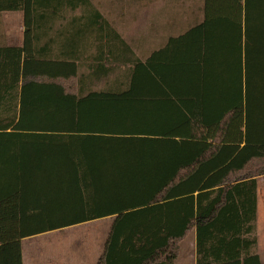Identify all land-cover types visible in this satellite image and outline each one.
<instances>
[{"label":"trees","instance_id":"16d2710c","mask_svg":"<svg viewBox=\"0 0 264 264\" xmlns=\"http://www.w3.org/2000/svg\"><path fill=\"white\" fill-rule=\"evenodd\" d=\"M75 1L0 0L24 15L23 45L0 46V264H23L26 237L109 215L97 264H173L192 230L196 264H263L264 0H201L193 25L86 94L30 42Z\"/></svg>","mask_w":264,"mask_h":264},{"label":"crops","instance_id":"0c3cea01","mask_svg":"<svg viewBox=\"0 0 264 264\" xmlns=\"http://www.w3.org/2000/svg\"><path fill=\"white\" fill-rule=\"evenodd\" d=\"M125 1V0H124ZM131 6L140 7L148 0H127ZM183 0H181V3ZM76 4H63L51 9H62L47 18L39 19L35 22L38 36L30 42L35 46L40 56L51 60H63L75 65V75L79 79V89L82 94L89 91H99L107 89L109 83L121 74L124 66V55L132 54L133 58L144 60L152 51L163 47L169 37L159 47L151 50L148 54L141 56L142 44L136 39V49L131 48L119 31L122 24L121 15H115V19H109V13L116 9L118 1L114 0H78ZM121 3V1H119ZM123 4H127L124 2ZM37 9H49L45 6ZM192 12V10H191ZM123 13V12H122ZM111 15V14H110ZM3 23L0 24V46L17 47L24 42V15L22 11L0 12ZM194 18V17H192ZM13 19L14 22L10 21ZM183 19V12H181ZM183 23V20L181 21ZM115 30L121 36V40L130 47V52L124 49V45L115 38L108 37V27ZM181 30L182 28L178 26ZM12 32L14 36L12 37ZM183 33V30L174 35ZM171 37V36H170ZM37 47V48H36ZM119 65L120 67H117ZM110 67V70H109ZM113 69V70H112ZM258 178L257 188V210L255 218L256 245L254 252L264 261V191L260 188ZM114 216H104L82 223H98L102 227L100 234L93 233L91 240L83 241L86 249L81 255L70 260L66 264H97L104 251V244L107 240L111 223ZM58 230V229H57ZM54 231V230H53ZM27 238V237H26ZM23 240V239H22ZM22 242V241H21ZM184 242V243H183ZM183 244V245H182ZM23 257V254H22ZM23 261V260H22ZM173 264H196L195 231H190L186 237L180 241L178 255ZM264 264V263H263Z\"/></svg>","mask_w":264,"mask_h":264},{"label":"rangeland","instance_id":"374dc122","mask_svg":"<svg viewBox=\"0 0 264 264\" xmlns=\"http://www.w3.org/2000/svg\"><path fill=\"white\" fill-rule=\"evenodd\" d=\"M114 1H118V4L114 8H108L116 9L109 13V19H115L118 12L122 14L121 19L124 20L119 26V31L126 43L136 51L138 46L135 44L136 39L134 41L133 38L138 37V43L143 45L141 56L159 47L168 37L193 25L194 20L199 18L201 6V0H183L182 3L181 0H148L140 7L131 6L127 0ZM124 2L127 4H123ZM181 12H183V19H181ZM10 21L14 22L13 19ZM2 23L3 18L0 17V24ZM178 26L182 29L180 30ZM11 35L13 37L14 33L12 32ZM260 177V188L264 191V175ZM98 225V223H80L24 238L21 242L23 264L70 262L77 255L84 253L86 246L83 245V241L91 240L93 233L100 234L102 227Z\"/></svg>","mask_w":264,"mask_h":264}]
</instances>
